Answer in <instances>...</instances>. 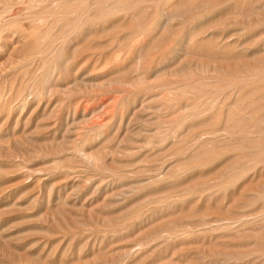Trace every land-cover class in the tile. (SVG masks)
Segmentation results:
<instances>
[{
	"label": "rangeland",
	"instance_id": "374dc122",
	"mask_svg": "<svg viewBox=\"0 0 264 264\" xmlns=\"http://www.w3.org/2000/svg\"><path fill=\"white\" fill-rule=\"evenodd\" d=\"M111 1H114V0H111ZM117 1H119V0H117ZM121 1H120V4L122 6L129 3V2H127L129 0H127V1L123 0L124 1L123 3ZM134 1H136V0H133L132 2H134ZM143 1L144 0H142V2ZM145 1L146 2H144V4H147L150 1H155V2H151L150 5L148 4L149 7L151 6L150 8L148 6H147V8H145L146 5L139 4V6L140 5L144 6L145 11L142 9L143 8L142 6H140V7L138 6L137 7L138 9L141 8L139 10L140 12L136 8L135 9L136 11L132 15H130L131 13L128 14L127 11L122 12V13L120 11L119 12L113 11V12L109 13L112 17L110 16V18H108V19H112V20L115 19V20H113V21L108 20L107 25L109 26V23L113 22L112 24L115 23L114 25H116L115 27H116V29L117 28L118 29L116 30L114 27L112 29V31L110 30L108 33H105L103 36L104 38L102 37V39H101L102 40L101 43H102V45H103V43H105L106 45L105 44L103 45L104 49H103L102 45H101L102 46L101 48H98L99 53L102 52L101 56L104 55L103 58L105 57L106 59H108V60H105V63H104V61L102 60V57H101V60L103 61L104 64H106V66L101 61V63L97 64L94 67L95 68L94 69L93 68L94 65H91L90 63H88V64L85 63L86 64L85 65L80 61V59L84 58V56L85 57H86V55L88 56V53H90V52L91 53H93V52L98 53L97 50L96 51L94 50L95 49V42L92 38L88 39L89 44H88V42H85L84 43L85 45H83L86 48H87V46H91V47H89L90 48L89 51H87L88 48L87 49L84 48V50L86 49L85 52L83 51V49L82 50L78 49V50H76V52H75V50L72 51L71 49L70 50L68 49V50H65L64 52H62V53H64V56L60 53V51H57V52H55L54 57L55 58L58 57V60H56L55 63L53 62L54 65H52V63H51V64H47L46 66H40L41 68L37 67L40 69H35L33 66H29L28 64H25V63L24 64L16 63L15 60L18 56L17 50H14V52H12L10 55L7 53L9 57H7V54L5 52L4 53L2 51L0 52V62H2V63H0V79H1L0 80V84H1L0 85V92L2 91V93H4V95H3L4 97L3 96L1 97V95H0V99H1L0 100V264H34L36 261H38L39 263L41 262V264H105V263L110 264V263H115L116 261H117V264L119 262H121V264H122L123 263L122 260H124V259H121V258H123V256H121V255L126 250V248H128L127 250L130 249L128 246H131V248L134 247L133 245L138 243L137 240L140 239L141 236H143V234L148 233L150 230L159 228L160 226L164 227V229H165V226L166 225L168 226V224L169 225L171 224L170 227L172 229L175 228L176 230H178L181 227L178 231H181V229H183V228L185 229V227H187V228L190 227V229L193 230V234H191V237L188 238L184 242V244H182L183 246L178 245V246H176V248L174 245H171L172 247L169 246L170 248L169 247H162V248H153V247L151 248L150 247L148 249V252L150 254L148 252L145 253L147 255L142 256L141 258H138V260H134V262L132 261L133 264H138V263L139 264L140 263H142V264H150V263L151 264H163V263L164 264H173V263L174 264H208V263L209 264H223V262H224V264H226V263H228L227 262L228 260L223 261L221 259L222 262H219L218 259L223 258V256H220V255H224V254H228V253L230 254V252H231V254L232 253L233 254H239L240 253L239 255H237V256H239V258H241L242 256L240 257V255H243V254H245V256H247V257H248V255H250L249 256L250 257L249 262H250V259L251 260L254 259L252 261V263H254L255 260H259V256L261 257V255H262L261 253L264 252V230H263L264 225H262L264 222L262 221V224H261V221L257 222V220H256V222L254 224H251L247 227L245 226V228L242 226H238L242 220L241 216L243 218V216L246 215V216H244V218H247V214L249 215V217H251V215L253 214V215H256V216H254V218H256V219H258V218L260 219L261 217L264 216V214H263L264 211H262V210H264V202L262 201V200H264V196L262 197V195L264 194V140H263L264 139V119H263L264 118V109L262 108V107H264L263 106L264 105V99H261L264 96L263 95L264 92H261V91H264V85H262V84H264L263 83L264 82V79H263L264 73H261V71L264 72V51H263L264 48L260 47L261 45H263L262 40H264V5H262L264 3V0H255L256 2L254 0H234L233 3H225L226 5L225 4L218 5L219 0H150V1L145 0ZM132 2L130 0V3H132ZM253 2H255V4L256 3L257 4L255 5ZM4 4H5L4 0H0V5L3 6ZM252 4L255 6H253ZM108 5H109V7H108ZM200 5H203L202 7L207 6L205 9V13L202 14L204 16L198 15V14H193L191 12L194 10V7L196 9ZM41 6L43 8H41ZM209 6H211V7H209ZM105 7L106 8L107 7L108 8H110V7L117 8L118 4L116 2L111 3V4L109 3ZM45 9H46L45 5L42 4V5H39L37 7L35 6L34 9L32 8L31 12L33 14V13H39V12L43 11V14H45V12H44ZM105 10L106 9H104V11ZM141 10H143V11H141ZM146 10H150V11H146ZM128 11H130V10H128ZM141 12L143 13L142 15H145V13L147 15H145L143 18L140 14ZM147 12L150 13V18L154 19V20L158 19L159 17H162L161 15H163L165 17H170L171 26L172 25H174V26L172 28L167 27L165 31L161 30V29L157 30L158 32L157 33L155 32L156 35L147 37V40L145 38L141 39L142 42L141 41L140 42L143 45H146L145 52H144V54L146 55V57H144V60H146V61H144L145 66H146V63L149 61L148 51H151V56H155V55H159L161 57L164 56L163 57V59L165 60L163 63L164 67L163 66H161V67L167 68L166 70H168V67L174 68L177 66V69L173 72L170 70L166 71L165 73H163L162 77L161 76L160 77L150 76L156 80H153V79L149 80L150 77L148 78L147 76H145L146 77V78L144 77L145 79L141 78V79H139L140 81L138 80V81L134 82V84H133L132 79H133L134 75L132 74L133 73L132 69H133L134 65L132 66V64L135 63L134 54H135L136 50H138V48L141 44V43L139 44L137 42V40H135L137 43L134 40H132V39H134V36H132L131 32H133L135 30V27H136L135 24H136L137 20H139V18L134 20V15L135 16L138 15L137 17H139V14H140L141 19H145V17L147 16L146 19L148 18V20H150L149 13H147ZM162 12L165 14H163ZM190 12H191V14H190ZM125 13H126V17L124 16ZM152 13H154V14H152ZM176 13H178V14H176ZM179 13H180V15H179ZM6 14L7 13L1 12L0 16L4 17V16H6ZM127 15H129V16H127ZM158 15H159V17H158ZM193 15L194 16L196 15L195 16L196 18ZM122 16H123V19H121ZM74 17L75 16H73L72 18H74ZM128 17H130V18H128ZM24 19H26V18H24ZM24 19H22L23 21H21V23L20 22H17V23L19 25L20 24L23 25L25 23L23 25V27L25 26V28H26L27 27L26 25H29L30 21L28 19L24 21ZM120 19H121V21H120ZM124 19H125V21H123ZM128 19H131V21ZM39 20H40V18H39ZM39 20L36 19L33 22L36 23L35 25H37L36 27H38V29L44 30V28H46V26L41 27ZM132 20H134V21H132ZM178 21L179 22L181 21L180 22L181 24H179ZM183 21H184V23H183ZM121 22H123V23H121ZM129 23H130V25L127 26V24H129ZM228 23H230V24H228ZM225 24L228 26L227 28H226ZM236 24H238L242 28H244L247 25V28L249 30L246 29V27H245L244 30L241 32L239 29H242V28L239 27V29H237L238 26L236 28ZM121 25L122 26L126 25V26H124L125 28L121 27L122 29H125V30L120 29ZM248 25L249 26L252 25V26H250V28H249ZM129 26H131V27H129ZM234 28H236V30ZM251 28H252V31H251ZM128 29H129L130 33H128L129 31L126 32V30H128ZM163 29H165V28H163ZM210 29L211 30L212 29H217V30L219 29V30L218 31L217 30L211 31ZM57 30L59 31V28H56V32H57ZM238 30L242 35L238 33ZM171 31H172V33H171ZM163 32H166V33H163ZM119 33H121V35ZM204 34H206V35H204ZM189 35L191 36V40H189V38H190ZM194 35H195V37H194ZM220 35L223 36L226 40V43H224V44L221 43V45L219 44L220 43L219 38H221ZM239 35L241 36V38L239 37ZM116 36H117V38H116ZM125 36L128 38H126ZM226 36H228V38L230 40L227 39ZM234 36H236V37H234ZM131 37H133V38H131ZM217 37H219L218 40H217ZM131 40L133 41V43ZM158 40H160V41L158 42ZM187 40H189L188 43H187ZM110 41H111V43H110ZM143 41L146 42L147 44L143 43ZM182 41L184 42L183 47L186 46L185 49L182 51L185 54L182 56L181 59L179 58L180 60L179 59L173 60L174 55L172 54V51L175 47H178V43L180 44V42H182ZM236 41H237V43H236ZM116 42H118V43H116ZM240 42L242 45L247 44V45H245V47L247 46L248 49L246 48L245 50H241L239 47H237ZM258 42H259V44H258ZM135 43H136V45H135ZM196 43H197V45H196ZM234 43H236V47H234L235 46ZM126 44H127V46H126ZM137 44L139 46H137ZM107 45H108V47H107ZM148 45H149L150 49H153V47H154L153 51L148 48ZM252 45H253V47H252ZM83 46H82V48H83ZM218 46H219V48H218ZM225 46H227L229 50L225 49V48H227ZM257 46L260 49H258ZM92 48H94V49H92ZM122 49H124V50H122ZM92 50H93V52H92ZM77 51H79V52H77ZM152 52H154V53H152ZM91 53L89 55H91ZM105 54H106V56H105ZM109 54H111V55H109ZM126 54L128 57L126 56ZM11 55H13V56H11ZM107 55H108V58H107ZM3 56H4V58L5 57L6 58L4 59ZM65 56L67 58L73 57V59L70 58L71 61L69 60V63L68 62L66 63V62H64V61H66L64 59ZM109 56L112 60L111 59L109 60ZM221 57H223V58H221ZM12 58H14V61ZM11 61H12V64H11ZM109 61H111V62H109ZM118 61H120V62H118ZM258 61H259V63H258ZM179 62H181V63L179 64ZM111 63H113V65ZM13 64L15 65V67ZM69 64L71 67L69 66ZM184 64H186L187 66ZM188 64H189V66L191 65V67H189ZM26 65H28L29 67ZM165 65L167 67H165ZM261 65H263V66H261ZM52 66H53V68H52ZM97 66H99V67H97ZM183 66H186V71H184V72L179 71L178 68L183 67ZM202 67H205V69H203ZM208 67H210V68H208ZM212 67H216V68L218 67L222 72H224V71L228 72L231 77H232L231 74H233V77L231 79H233L234 76L236 77L239 74V73L237 74V72H245L244 69H246V68H248V69H246L247 71L248 70L250 71V69H251V71L253 72L254 68H256L255 72H257L258 70L259 71L261 70V71L260 72L258 71L259 72L258 75H256L253 78H250V80H248V79H247L248 81L243 80L242 85L239 84V81L241 83L242 79H237L236 82L239 85L235 83L236 85L232 84L231 86H229L230 88H228V85L224 84V83H227V81H228V78H226L227 75L224 74L225 79H224L223 74H219L218 76L214 75L215 72L213 71ZM235 67H236V69H235ZM6 68H7V70H6ZM45 68H47V69H45ZM36 70H38L37 71L38 73L36 72ZM209 70H211V71H209ZM50 71H51V73H50ZM176 71H177V73H176ZM200 71H203V72H200ZM34 72H36V73L34 74ZM233 72H236V75H234L235 73H233ZM172 73H174V74H172ZM58 74H60V75H58ZM82 74H83V76H81ZM86 75H87V77H89L91 75L92 76H95V75L98 76L97 80H96L98 82V83L96 82L98 87L96 86L94 89L88 87L89 89L86 88V89H82V90L72 88V90H70V91L69 90H67V91H60V90L58 91L57 90V92L55 90H53V92L49 93L52 97H50V95L45 90L49 84V81L51 80V77L53 78L51 80V82H54L55 85H56V83H57V85H61V84L66 83L67 80H72L75 77L76 78L77 77L83 78L84 76L86 77ZM129 75H131V76H129ZM260 75H261V77H259ZM185 76L187 78H185ZM36 77H38V78H36ZM44 77H46V78H44ZM48 77H49V81L45 82V81H47L46 79H48ZM202 77L205 78L206 80L205 79L203 80ZM215 77H216V79H215ZM194 78H199V79L202 78L200 82L204 81V83H207V81H209L208 83H210V86L207 85V87H208V89L209 88L210 89L208 90L207 88H205L206 91L204 89V92L201 94V96L203 95L202 97L199 94V96L202 99L200 97H199L200 98L199 99L198 95H196V98H194V100L197 98L199 100L194 102V100L192 99L195 104H192L193 103L192 100L191 99L189 100L188 97H183L181 105L182 104L185 105L186 103L184 104V102H187V104L188 103L190 104V102H192L191 104L193 106L191 104L188 105L189 110L187 108H186L187 110L185 108H183V109L181 108V110H182L181 116H186L189 113L192 114V111L195 114L199 108V106L198 107L196 106V109H194L197 102H199L198 105L199 104L202 105V106L200 105V108L203 107V104L205 103V105H206V102L209 100L208 95L211 94L210 99L212 97H214V98H220L221 97L219 99V101H222V99L224 98L223 95L225 94L224 99H225L226 103L228 102L227 99L232 100V102H228L227 104L236 105V103H237L236 107L239 106V108L240 107L242 109L247 108V110H248L247 111L245 109V112H247V113H244V111L242 112L244 115L239 113L240 112L239 109H238V112H236L237 108L235 109V111H233L231 113L229 123H231L230 125H232V126L234 125L233 127H230L231 129L233 128L232 131H234V132H232L229 129V131L231 133H229V131H228L227 135L223 133L222 127L225 126L224 120H225L226 116L221 115L219 118H217L218 116L215 113L217 112V109L219 110L220 108L216 106V108H215L216 111L210 112V113H208V115L207 114L206 115L205 114L200 115V117L202 119H200V117L196 115L197 117L193 118V121H192L193 123L191 122V119L189 121L187 120L188 122L186 121V123H185L186 125H184V128H183V130L184 129L185 130L182 131V135H181L180 139L182 138L183 133L185 135L183 137V139L184 138L188 139V138L193 137L192 138L193 140L190 139V141H189V139L188 140L186 139L187 142H189V145L192 144L193 146L190 147L189 145H187L188 143L186 144V142H185L186 146H184L185 140L180 141L178 147L180 148L182 146V144L180 145L181 142L183 143V147H181L182 149H180L179 155L176 158L175 157L173 158L171 153H174V151L172 149L177 150L178 147H177V145H176V148H175V146L171 147V145H173V144H170L167 147H163V149L165 148V151L163 149H161L162 146H165V144L162 146L159 144H155L156 148L152 147L151 148L152 150H150L151 152L148 151L150 153L149 155L147 154L148 153L147 151L143 152V154L145 155L144 156L142 153L133 152L131 154V152H130V155H129V154L121 153V152L120 153L116 152L117 150L113 149L114 148L113 135L111 137H109L108 140L104 139L105 142L103 139L101 140L103 142H101L99 139H96V138L93 140L91 138L85 139L88 136V135L85 136L87 133V132L85 133V131H86L85 129H88L87 128V127H89L88 125L89 124L91 125L95 121H102L104 119L101 114L98 115V113H96V112L92 113V111H91L92 108L98 107L104 98H108V96H109L114 100L117 96L118 99L116 98L117 99L116 103H118V104H116L115 114H118L120 112L118 114V116H122V115L126 116L127 112H128L127 111L128 108L131 107L130 103L133 101V98L134 99L136 98L135 97L136 93L134 94V92H133L135 90V88L138 89V86H136V85L145 84V86L151 85V87H152L155 84H159L157 82H160V80H161V82L163 80H165V83H166L165 87L166 88H162L163 91L159 97V100L158 101L157 100L152 101L151 105L153 106V104H155L154 106H157V105H161V103H162V107L164 106L165 108L162 109V110H164V112H162V110H161V112L159 114L160 122H162V123L164 122V124L169 122V127L167 124L166 125L162 124L161 129H167L163 126L170 128L171 122L174 121L173 118H176L177 114H176V110H174L171 106L168 107L169 104H172L170 101H168V99L170 100V98H172V97L169 98V96H172L171 94H173V93L169 92L171 94L169 96H167V94H169V93H166V91L167 90L170 91L171 88L175 89L176 88L175 86L178 87L179 81L181 82V84H182V82H184L183 83V85H184V84H186V80H187V82H189L190 79H191V81H194ZM209 78H210V80H207ZM34 79H36V80H34ZM43 79H44V81H43ZM58 79H60L61 82ZM226 79H227V81H226ZM229 79H230V77H229ZM262 79H263V81H261ZM144 80H146L147 82ZM253 80L254 81L257 80L256 83L254 82L255 84L253 82H251V83L249 82V81H253ZM151 81H153V82H151ZM168 81H169V84H168ZM213 81L215 83L219 82V84H220L219 88L220 87L221 88L227 87V89L226 88L223 90L221 88H220V90L215 89L217 87L214 86L215 87L214 88L212 86V84L214 83ZM223 81H224V83H223ZM258 81H260L262 83H259ZM121 82L123 85L121 84ZM145 82L147 83V85ZM136 83H138V84H136ZM162 83H164V81ZM215 83L213 85H215ZM46 84H47V86H45ZM221 84H223V85H221ZM140 85H139V87L141 88L142 86H140ZM173 85H174V88H173ZM246 85L247 86L249 85V86L247 87ZM250 85H252V86H250ZM36 86H38V87L36 88ZM180 86H182V85H180V83H179V87ZM232 86L235 88V89L233 88L234 90L232 89ZM239 86L240 87L245 86L247 89L244 87L245 90H243L244 88L243 87L240 88ZM21 87H22V89L33 88V89H36V91L39 89L38 90L39 92L41 91L42 93L43 92H46V93L44 96L37 97L35 99L30 98L32 100H29L30 103L29 102L27 103V106H26L27 108H24L27 110L23 109L24 112L22 111V108L21 109H15L14 111H12L10 108L11 103H16L15 101L17 100L16 99L17 97H15V95L13 96V94H15L17 91H19L21 89ZM42 87H44V88H42ZM253 88H256L257 89L256 93H259V94L256 95V93H255L254 95H251V97H249L250 96L249 95L248 96L249 100H246V101L244 100L245 101L244 104H243V102H244L243 101L241 104L238 105V101H237L238 97L236 95L238 93V91H240L242 89V93H240V94H243L242 96H244V94H245V96H247V93H249ZM248 89L249 90L251 89V90L249 91ZM115 90H117V91H115ZM123 90H124V93H123ZM127 91L130 94H127ZM214 91H216L218 94L221 91L222 92L224 91L225 93L224 94L221 93L222 96H221V94L216 96V93L215 94L213 93ZM150 92L155 93L154 90H151ZM206 92H208V93L210 92V93L209 94L207 93L208 94L207 95ZM165 93H166V95H165ZM46 94H48V96ZM232 94H233V96H230ZM86 95L89 97L90 101L91 100L92 101L89 102L90 104L88 103L85 106L87 108V113L85 114L87 117L85 116L86 118L84 117V119H83L80 113H82L85 110V107L84 108L82 107V110H78L77 112L74 111V108L76 105V101L81 99V97L83 99H86L87 98ZM128 95L131 97H129ZM164 96L168 97V99L164 98ZM204 96H206V98H204ZM234 96L237 97V98H235L236 100L234 99ZM252 96L254 98H252ZM258 96L259 97L262 96V97L259 99ZM128 97H129V101H130L128 103L129 105L127 103L126 104L122 103V100H125ZM98 98H100V99H98ZM130 98H132V99H130ZM184 98H186L187 100L186 99L184 100ZM99 100H101V101H99ZM119 102L121 103V105L119 104ZM158 102H161V103H158ZM257 102H259V103H257ZM68 103H70V104H68ZM73 104H74V106H73ZM220 104L221 103H218V106ZM45 105L48 107H46ZM52 105H54L53 108L55 110H52V108L51 109L49 108ZM59 105H60V107H59ZM43 106H45L47 109H45V107H43ZM69 106H71V110H67ZM260 106H261L262 110H261ZM170 107H171V110H169ZM166 108L167 109L169 108L168 112H167ZM201 109L199 111H201ZM43 110H45V111H43ZM173 110H174V113H172ZM250 110H251V112H249ZM20 111H21V113H20ZM52 111H54V112H52ZM199 111L197 113H199ZM48 112H50V114ZM68 112H69V114H68ZM71 112L72 113L74 112V113L72 114ZM63 114L65 116H63ZM66 114H68L69 120L72 119L73 116H75V118H77V123L79 122V124H77L76 127H77V131L79 128V132H78L79 134H76V135H78L77 137H79V138L82 137L83 139H85L84 143L86 144V147L88 148V150L94 152V149H95L94 153H95V155H98L97 157L99 158V160L97 161V164L95 163L96 165L95 164L84 165V163L80 162L81 161L80 158L75 157V156H70L71 154L68 155L66 153L65 154H63V153L59 154L60 153L59 148L58 149L51 148L48 145H47L48 148L46 149L47 151L45 150L46 154H45V152H44V154H42V152L39 151L38 148H40V146H42L43 148L46 147L45 145H43V143L40 141L39 138H42L43 135L44 136L49 135L50 133L55 131V129H57L56 130L57 133H60V132H58V130H60L58 128H61V126H59L58 124H61V123L63 124L64 119H66L65 117L67 116ZM235 114L236 115L241 114V115L236 116ZM245 114H247V115H245ZM56 115H57V117H56ZM244 116H246V117L244 118ZM252 116H254V117H252ZM63 117H64V119H63ZM204 117H206V118L203 119ZM215 117H216V119H214ZM231 117L234 119H232ZM238 117H240L241 120ZM251 117H252V119H251ZM209 118L211 119L210 123H208ZM58 119H61V120H58ZM246 119H248V120H246ZM81 120H83V121H81ZM213 120H214V122H213ZM201 123H203V124H201ZM204 123H208L209 126L208 125L206 126V124L204 125ZM244 123L245 124L247 123L246 125L248 126V128L252 129L254 131H248L247 134H246V132H243L244 130L245 131L249 130V129L246 130L247 126H245ZM252 123H254V124L252 125ZM48 124L50 125V127ZM215 124L218 125V127ZM243 124L246 128L245 127L242 128ZM57 125H58V127H57ZM249 125L250 126L252 125L253 127L252 126L250 127ZM186 126L188 127V129H192V130L187 132ZM237 126H239V129ZM210 127H212V129H214V130H209ZM228 128H229V125H228ZM241 128L244 130L243 131L241 130L239 132V130ZM236 129H238V131ZM255 129L258 131L256 132ZM207 130L212 131V132H215L218 130L217 132H219V133L221 130L222 131L221 133L224 135H223V137H221L220 135H222V134H219V133L217 134V132H215L216 136L213 137V135H214L213 133H209L210 136H209V134L206 133L204 136L207 138V140L209 139L208 142H206L207 145L205 143L204 144L200 143V144H197V146H196L195 141H196V138L198 137V135L201 134L202 131H203V133H205L204 131L207 132ZM199 131L201 133H199ZM186 132H187V135L185 134ZM249 132H250V134H249ZM196 133H199V134L197 135ZM194 136H196V137H194ZM262 136H263V138H262ZM224 137L225 138L228 137L229 139L226 141L224 139ZM245 137H246V139H245ZM29 138L31 140V141H29L30 143L27 142L28 143L27 144L26 142L25 143L22 142V141H26V140L28 141ZM31 138H34V139L36 138L35 139L36 141L31 139ZM223 139L227 143L224 142ZM244 140L246 141V143H244L245 142ZM216 141H218V142H216ZM190 142H191V144H190ZM39 143L41 145H39ZM103 145H105V146L103 147ZM198 145L201 147H204L203 145H206L207 148L204 147V149L203 148L201 149L200 147H198ZM208 145H210V147H208ZM227 145H228V147H227ZM106 146L109 147V148L107 147L108 150L105 149ZM186 147H188V148H186ZM179 148H178V151H179ZM103 149H105V150H103ZM183 149H184V151L182 152ZM195 149H197V150L195 151ZM161 150H162V154H161ZM202 151L204 154H201ZM36 152H37V154H35ZM102 152L104 154H102ZM117 153H118V155H117ZM205 153H206V155H205ZM216 153L217 154L220 153L221 157L218 154L219 158L217 159L216 157L218 155ZM193 154L195 155V157L192 156ZM213 154H214L213 157L216 160L214 158H212V159L215 160V162L213 160H211V157H212L211 155H213ZM202 155H205V156H202ZM118 157H120V158H118ZM142 157H143V159H142ZM166 157H168V158H166ZM192 157L194 159H192ZM200 157H201V159H200ZM148 158H149V161L147 160ZM196 158H197V160L199 159L201 161L196 160V162H195ZM204 158L205 159L207 158L208 160L207 159L205 160ZM209 158H210V160H209ZM190 159H191V162H188V161H190ZM220 159H222V160H220ZM256 159H258V160H256ZM259 160H261V162ZM109 161L111 163H109ZM139 161H141V162H139ZM179 161H180V164L176 163ZM186 162H188V163H186ZM203 162H204V164H203ZM197 163L200 167L197 166ZM205 163H207V164H205ZM132 164L135 166H133ZM200 164H203V165H200ZM164 165L165 166L166 165L172 166L169 170L171 176L175 175L174 173H178L179 177L181 178L180 180L175 182V184L173 183V185L170 187V190L172 188H173L172 191L174 190L172 193L173 194H178V193L182 194L183 193L185 195L186 194L188 195V196H184L182 194L184 197H189V200H187L185 202V204L182 206V208L169 211V213H167V212L157 213L153 217V219L151 220L152 222L147 223L148 225L144 224V226L141 227V229L139 228L140 231L139 230L135 231L132 226H129V227H128V225L124 226L123 223H120L117 221L111 222L112 224L109 223L108 220H110V218H111V220H114V218L117 219L118 215L122 214L124 212L123 210L125 208L124 209L122 208V210L121 209L118 210L119 207H117L116 205H114V206L111 205V207H109V208L106 207L105 204L109 200V198L103 194L102 195L101 194L100 195L95 194L92 190L95 187V185L102 186V185L106 184V182L110 181L111 179H119L121 177H124L125 180H133L134 181V179L135 180L143 179V178L149 176L150 173L151 174L157 173L159 175H161V174L163 175V173H161L160 171L162 170V167ZM190 165H191V168H190ZM193 165L194 166L196 165L198 168H196V166L194 167ZM101 166H102V168H101ZM185 166H187L188 168L186 167V169L183 170ZM18 167L21 171L18 169ZM71 167L73 168V170L77 171V177L78 178L75 179V181H74L76 183L78 191H80V192H78L79 195L76 194L77 196L71 195V192H70L71 190L69 188H70V185L72 184L73 180H71V179L69 180L70 177L67 176L66 173H64L65 172L64 169L71 168ZM192 167L194 168V170H192L193 169ZM246 167H249V168H246ZM28 168H30V169L28 170ZM181 168H183V169H181ZM189 168H190V170H189ZM55 169H56V171H55ZM136 169H138V170H136ZM246 169H248V171ZM191 170H192V172H191ZM32 171H33V173H32ZM171 171H172V173H171ZM177 171H179L181 174ZM183 171L184 172L186 171L185 176H184V174L182 176V173H184ZM125 173H127V174H125ZM131 173H133V174H131ZM235 173L240 174V175H237L238 176L237 177L235 175ZM79 174H81V175H79ZM232 175H235L236 178H232V177H234ZM243 176H245L246 178H244ZM28 177H29V179H28ZM45 177H47V178H45ZM103 179H106V180H103ZM238 179H240V180H238ZM68 183L69 184L71 183V184L69 185ZM220 183H225L224 185H226V186H224V187L225 188L227 187V188L223 189L224 187ZM227 183L229 186L227 185ZM231 184H233V185L231 186ZM180 185L183 186V187L181 186L182 189L179 188ZM184 186H185V188H187L186 192H185ZM211 186H212V188H211ZM176 187H177V189H175ZM48 188L50 189L51 192L49 191ZM194 188L198 189L199 191L198 190L194 191L195 190ZM154 189H156L154 191H157L158 187H155ZM192 189H193V193L191 191ZM219 189L220 190L223 189L224 191H220ZM201 190H202V192H204V191L206 192L203 194V195H205V197L200 193ZM225 190H227V191H225ZM64 191H66V192H64ZM175 191H176V193H175ZM213 191H214V193H213ZM67 192H68V194H65ZM194 192L197 193V195ZM208 192H209V194H208ZM198 193H199V195H202V196H199ZM223 193H224V195H223ZM192 194L193 195L195 194L194 196H196V197H194ZM59 195L62 197L67 196L66 198H68L69 202L71 201L70 204L72 205L71 207L69 205V208L67 210L68 213L65 212V213H63L62 216H59V214H58L59 213L58 210H60V204H62V201L61 200L59 201V199L56 198V197H59ZM211 195H213V197ZM49 196H50V198H49ZM198 200H200V201H198ZM50 201H52V203H49ZM196 201H197V203H196ZM103 202H105V203H103ZM58 203H60V204L57 205ZM245 204H247V205H245ZM241 205H243V206H241ZM151 206H155V203H153V205H151ZM120 212H122V213H120ZM115 213H117V214H115ZM118 213H120V214H118ZM258 213H260V214L258 215ZM262 214H263V216H262ZM236 215L237 216L239 215V216L237 217ZM253 215L251 218H253ZM90 216L93 217L92 219H95V217H97L100 219V221L97 223H93L91 221L92 219H90ZM86 217H88L91 222ZM61 218H63V219H61ZM66 218L71 220L70 223H65V224L62 223L63 220H65ZM80 218H82V219H80ZM154 218H156V219H154ZM86 219L89 222H87ZM105 219H108L107 223H105L106 222ZM219 219H223V220L225 219V221H228L230 219L229 221L233 220L232 222H234V220H235V225L238 226L239 228L238 227H235V228L233 227L232 229L229 228V230L227 229L228 231L223 229L221 232V234H222L221 236H223L225 234L224 236H226V238H224V236H223V239H222V237L220 235H218V234H220L218 230H217V232L214 231V233H213V231H212V233H211V228H212L211 226L213 225V223L216 220H219ZM202 221H204V223ZM238 221H239V223H238ZM176 222H178V223L176 224ZM104 223H105V225H103ZM174 223L176 224L175 227L172 226V224L174 225ZM261 225H262V228L260 227ZM240 227L242 229H240ZM246 228H248V229H246ZM237 229H240L241 231L239 230V232H243V234L240 233L239 235L238 234L236 235V232L238 231ZM243 229H245L244 231H246V232H244ZM208 230H210V232ZM232 230H233L232 235H230L231 234L230 232ZM234 230H236V231L234 232ZM126 231H127V233H126ZM164 231L165 230H163V232ZM254 231H255V233H254ZM239 232H237V233H239ZM124 233H125V235H124ZM208 233L211 235H209ZM168 234H170V233H167V231H166L165 233H163V236L168 235ZM228 234L231 236V238L229 237ZM212 235H214V236H212ZM240 235L241 236L243 235L245 238H243V236L241 237ZM208 236H210L211 238ZM259 236L262 238H260ZM215 238H216V240H215ZM157 239H158V237H157ZM218 239L219 240L221 239V240L219 241ZM226 239H227V241H226ZM209 241H211V243L213 245ZM105 242H107V243H105ZM113 242H115V243H113ZM220 242H222V243H220ZM257 244H258V246H257ZM259 244H261V247ZM188 245H190V246L186 247ZM177 247H179L180 250ZM152 249H153V251H152ZM161 249H163V250H161ZM164 249H165V251H164ZM219 250L220 251L224 250V251H222V253H224V252L225 253L222 254ZM212 251H214V252H212ZM256 251H258V252H256ZM194 252H195V254H194ZM202 253H203V256H202ZM247 253H248V255H246ZM204 254L208 255V257H206ZM254 254H256V255H254ZM165 255H167V256H165ZM263 255H264V253H263ZM233 256H235V255H233ZM233 256L231 255V257H233ZM245 256L243 255L241 260H244V258H246ZM119 257H121V258H119ZM197 257H198V259H197ZM217 257H218V259H217ZM263 257H261L260 260H262ZM169 258H170V260H169ZM215 259H217V260H215ZM237 259H236V261H237L236 264H252V263L248 262V258H246L245 261H241V260L238 261ZM114 260H116V261H114ZM246 260H247V262H246ZM177 261H179V262H177ZM229 261H230V264L231 263L235 264V263H233V261L235 262L234 259L229 260ZM38 262H36V264H39ZM132 262L131 263L129 262V263L132 264Z\"/></svg>",
	"mask_w": 264,
	"mask_h": 264
},
{
	"label": "bare ground",
	"instance_id": "6f19581e",
	"mask_svg": "<svg viewBox=\"0 0 264 264\" xmlns=\"http://www.w3.org/2000/svg\"><path fill=\"white\" fill-rule=\"evenodd\" d=\"M120 1L121 0H119V1H111V0H4V2H5V4L3 5V6H1L0 7V13L1 12H4V13H7L6 14V16H4V17H2V16H0V52L2 51L3 53L5 52L6 54L8 53L9 55L12 53V52H14V50H17V54H18V56H17V58H16V63H21V64H28L29 66H33L35 69H40L41 67L40 66H46L47 64H51L52 63V65H54L53 64V62L55 63V61L56 60H58V57L57 58H55L54 57V54H55V52H57V51H60V53L64 56V53H62V52H64L65 50H75V52H76V50H78V49H80V50H82L83 49V51L85 52V50L87 49V51H89V47H91V46H87V48L85 47V46H83V45H85L84 43L85 42H88V39H90V38H92L93 40H94V42H95V49L94 48H92V49H94L95 51L97 50L98 51V48H101L105 43H103V45H102V43H101V39H102V37L104 36V34L105 33H108L110 30L112 31V29L116 26V25H114V24H112L113 22H111V23H109V26L107 25L108 23V20H110V21H113V20H115V19H108V18H110V14L109 13H111V12H113V11H116V12H126L127 11V13L129 14V13H131L130 15H132L136 10V8L139 6V4H144V2H146L145 0L142 2V0H136V1H134V2H132L133 0H131V2L132 3H130V0L129 1H127V2H129V3H127V4H125L124 6H122L121 4H120ZM140 3H139V2ZM148 1H150V0H148ZM233 1L234 0H219V4L218 5H221V4H225V3H233ZM255 1V0H254ZM117 3L118 4V7L117 8H115V7H110V8H108L109 7V5H108V9L105 7L107 4H111V3ZM122 3L124 2L123 0L121 1ZM151 2H155V1H150L149 3H147V4H144V5H146L145 6V8H147V6L149 7V5H150V3ZM256 2V1H255ZM255 2H253L254 4H255ZM158 3V2H157ZM263 3V2H262ZM45 5V8L47 9H45V14H43V11H41V12H39V13H33L32 14V12H31V9L33 8L34 9V7L36 6H39V5ZM149 4V5H148ZM257 4V3H256ZM255 4V5H256ZM226 5V4H225ZM228 5V4H227ZM253 5V4H252ZM255 5H253V6H255ZM262 5H264V3L262 4ZM112 6V5H111ZM140 6H142V5H140ZM139 6V7H140ZM203 5H200L198 8H196L195 9V7H194V10L193 11H191L193 14H198V15H202V14H204L205 13V9H206V7L207 6H205V7H202ZM258 6V5H257ZM143 8V10L145 9L144 8V6H142ZM151 7V6H150ZM149 7V8H150ZM209 7H211V6H209ZM216 7V6H215ZM41 8H43L42 6H41ZM189 8V7H188ZM259 8V7H258ZM104 9H106L105 11H104ZM141 8H137V10L139 11ZM153 9V8H152ZM187 9V8H186ZM220 9V8H219ZM44 10V9H43ZM128 10H130V11H128ZM143 10H141V11H143ZM259 10V9H258ZM145 11V10H144ZM146 11H150V10H146ZM160 11V10H159ZM162 11V10H161ZM93 12V13H92ZM140 12V11H139ZM153 12V11H152ZM158 12V11H157ZM191 12H190V14H191ZM212 12V11H211ZM120 13V14H121ZM137 13V12H136ZM135 13V14H136ZM147 13H149V12H147ZM163 13V12H162ZM181 13V12H180ZM180 13H179V15H180ZM209 13V12H208ZM109 14V15H108ZM138 14V13H137ZM141 14V16L144 18V16L145 15H147L146 13H145V15H142L143 13L141 12L140 13ZM140 14H139V17H137L138 15H134V20L135 19H137V18H139V20H137V22H136V24H135V30L133 31V32H131V34H132V36H134V39H132V40H137V42L140 44L141 42H142V40L141 39H143V38H145L146 40H147V37H150V36H155L156 35V33L158 32L157 30H159V29H161V30H166V28L167 27H173L174 25H172L171 26V20H170V17H165V16H163V15H161L162 17H159V15H158V19H151L150 18V13H149V18H150V20H148V18L146 19V17H145V19H141V17H140ZM152 14H154V13H152ZM158 14V13H157ZM163 14H165V13H163ZM176 14H178V13H176ZM187 14V13H186ZM114 15V14H113ZM178 15V16H179ZM189 15V14H188ZM73 16H75L74 18H72ZM125 17H126V13H125V15H124ZM127 16H129V15H127ZM182 16V15H181ZM194 16V15H193ZM196 16V15H195ZM194 16V17H195ZM202 16H204V15H202ZM112 17V16H111ZM115 17V16H114ZM113 17V18H114ZM120 17V16H119ZM131 17V16H130ZM130 17H128V18H130ZM133 17V16H132ZM189 17V16H188ZM24 18H26V19H24ZM39 18H40V20H39ZM196 18V17H195ZM201 18V17H200ZM22 19H24V21L25 20H29L30 21V24L29 25H26L27 27L25 28V26L23 27V25L25 24H18L17 22H20L21 23V21H23ZM39 20L40 21V26L42 27V26H46V28H44V30L42 29H38V27H36L37 25H35L36 23H34L33 21L34 20ZM121 19H123V16H122V18ZM121 19H120V21H121ZM126 19V18H125ZM125 19L123 20V21H125ZM132 19V18H131ZM131 19H128V20H130L131 21ZM127 20V19H126ZM134 20H132V21H134ZM119 21V22H120ZM129 21V22H130ZM193 21V20H192ZM195 21V20H194ZM33 22V23H32ZM177 22V21H176ZM179 22V21H178ZM181 22V21H180ZM179 22V24H181ZM232 22V21H231ZM251 22V21H250ZM253 22V21H252ZM121 23H123V22H121ZM127 23V22H126ZM125 23V24H126ZM131 23V22H130ZM130 23L129 24H127V26L128 25H130ZM183 23H184V21H183ZM227 23V22H226ZM244 23V22H243ZM18 26H17V25ZM28 24V23H27ZM228 24H230V23H228ZM254 24V23H253ZM178 25V24H177ZM226 25V24H225ZM62 26V27H61ZM119 26V25H118ZM124 26H126V25H124ZM124 26H120V29H122L121 27H124ZM182 26V25H181ZM237 26H238V28H237ZM249 26V25H248ZM250 26H252V25H250ZM250 26H249V28H250ZM129 27H131V26H129ZM128 27V28H129ZM200 27V26H199ZM221 27V26H220ZM228 26L226 25V28H227ZM239 25L238 24H236V28L237 29H239ZM244 27V26H243ZM246 27V29H248L247 28V25L245 26ZM244 27V28H245ZM56 28H59V31L57 30V32H56ZM125 28V27H124ZM163 28H165V29H163ZM181 28V27H180ZM193 28V27H192ZM225 28V27H224ZM236 28H234L235 30H236ZM240 28H242V27H240ZM244 28H242V29H239L241 32L244 30ZM254 28V27H253ZM115 29H116V27H115ZM114 29V30H115ZM118 29V28H117ZM116 29V30H117ZM122 30H125V29H122ZM133 30V29H132ZM196 30V29H195ZM211 30V29H210ZM212 30H217V29H212ZM211 30V31H212ZM219 30V29H218ZM217 30V31H218ZM222 30V29H221ZM239 30H238V33L239 34H241L240 32H239ZM249 30V29H248ZM121 31V30H120ZM127 31H129V29L128 30H126V32ZM251 31H252V28H251ZM54 32V33H53ZM122 32V31H121ZM156 32V33H155ZM162 32V31H161ZM168 32V31H167ZM128 33H130V31L128 32ZM163 33H166V32H163ZM171 33H172V31H171ZM120 35H121V33H119ZM161 34V33H160ZM159 34V35H160ZM176 34V33H175ZM111 35V34H110ZM123 35V34H122ZM172 35V34H171ZM193 35V34H192ZM204 35H206V34H204ZM214 35V34H213ZM212 35V36H213ZM223 35V34H222ZM242 35V34H241ZM128 36V35H127ZM190 36V35H189ZM210 36V35H209ZM208 36V37H209ZM218 36V35H217ZM221 36V35H220ZM115 37V36H114ZM119 37V36H118ZM126 37V36H125ZM159 37V36H158ZM185 37V36H184ZM187 37V36H186ZM193 37V36H192ZM194 37H195V35H194ZM216 37V36H215ZM223 36H221V38H219V37H217V40H218V38H219V44L221 45V43L222 44H224V43H226V40H225V38L223 37ZM227 37V39H229L228 38V36H226ZM234 37H236V36H234ZM239 37L241 38V36L239 35ZM104 38V37H103ZM112 38V37H111ZM116 38H117V36H116ZM126 38H128V37H126ZM131 38H133V37H131ZM130 38V39H131ZM170 38V37H169ZM211 38V37H210ZM125 39V38H124ZM163 39V38H162ZM188 39V38H187ZM193 39V38H192ZM195 39V38H194ZM111 40V39H110ZM131 40V41H132ZM189 40H191V36H190V38H189ZM189 40H187V43H188V41ZM230 40V39H229ZM228 40V41H229ZM234 40V39H233ZM237 40V39H236ZM90 41V40H89ZM92 41V40H91ZM108 41V40H107ZM121 41V40H120ZM130 41V42H131ZM141 41V42H140ZM160 40H158V42H159ZM179 41V40H178ZM186 41V40H185ZM263 41V45H261L260 47L261 48H264V40H262ZM114 42V41H113ZM123 42V41H122ZM121 42V43H122ZM136 42V41H135ZM136 42V43H137ZM154 42V41H153ZM191 42V41H190ZM195 42V41H194ZM110 43H111V41H110ZM109 43V44H110ZM116 43H118V42H116ZM132 43H133V41H132ZM136 43H135V45H136ZM143 43H146V42H144L143 41ZM193 43V42H192ZM236 43H237V41H236ZM236 43H234L235 44V46L234 47H236ZM244 43V42H243ZM88 44H89V42H88ZM142 44V43H141ZM140 44V46L137 44V46H139V48H138V50H136V52H135V54H134V56H135V63L134 64H132V66H133V79H132V83L134 84V82H136V81H138L139 79H141V78H144L145 76H147L148 78L150 77V76H153V77H162V75H163V73H165L166 71H168V70H170V71H175L176 69H177V66L176 67H174V68H169L168 67V70H166L167 68H163L164 66H163V63H164V59H163V57L164 56H159V55H155V56H151V51H148V57H149V61L146 63V66H145V64H144V61H146V60H144V57H146V55L144 54V52H145V48H146V45H141ZM147 44V43H146ZM230 44V43H229ZM228 44V45H229ZM250 44V43H249ZM258 44H259V42H258ZM262 44V43H261ZM102 45V46H101ZM106 45V44H105ZM120 45V44H119ZM118 45V46H119ZM125 45V44H124ZM123 45V46H124ZM132 45V44H131ZM150 45V44H149ZM149 45H148V48L150 49V47H149ZM183 45H184V42L182 41V42H180V44L178 43V47H175L174 49H173V51H172V54L174 55H172L173 56V60H177V59H181L182 58V56L185 54V53H183L182 51L185 49V47L186 46H184L183 47ZM186 45V44H185ZM195 45V44H194ZM196 45H197V43H196ZM232 45V44H231ZM245 45H247V44H245ZM245 45H242L241 44V42L239 43V45L237 46V47H239L241 50H245L246 48H247V46L245 47ZM82 46H83V48H82ZM111 46V45H110ZM109 46V47H110ZM116 46V45H115ZM126 46H127V44H126ZM157 46V45H156ZM200 46V45H199ZM107 47H108V45H107ZM120 47V46H119ZM198 47V46H197ZM225 47H227V46H225ZM251 47V46H250ZM252 47H253V45H252ZM84 48H86L85 50H84ZM112 48V47H111ZM118 48V47H117ZM156 48V47H155ZM218 48H219V46H218ZM257 48H258V46H257ZM103 49H104V46H103ZM102 49V50H103ZM126 49V48H125ZM131 49V48H130ZM134 49V48H133ZM148 49V50H149ZM153 49H154V47H153ZM153 49H150V50H152L153 51ZM197 49V48H196ZM210 49V48H209ZM225 49H228V47L227 48H225ZM237 49V48H236ZM248 49V48H247ZM254 49V48H253ZM258 49H260V48H258ZM122 50H124V49H122ZM121 50V51H122ZM229 50V49H228ZM239 50V49H238ZM240 50V51H241ZM71 51V52H72ZM82 51V52H83ZM104 51V50H103ZM157 51V50H156ZM192 51V50H191ZM264 51V50H263ZM77 52H79V51H77ZM92 52H93V50H92ZM116 52V51H115ZM232 52V51H231ZM243 52V51H242ZM249 52V51H248ZM252 52V51H251ZM66 53V52H65ZM91 53V52H90ZM90 53H88V56L86 55V57L84 56V58H82V59H80V61L83 63V64H88V63H90L91 65H94L93 66V68L97 65V64H99V63H101V61L103 60L104 61V63H105V60H108V59H106L105 57L103 58V56L104 55H102L101 56V53H99V51H98V53L97 52H93V53H91V55H89ZM117 53V52H116ZM127 53V52H126ZM152 53H154V52H152ZM244 53V52H243ZM250 53V52H249ZM8 54H7V57H9L8 56ZM20 54V55H19ZM72 54V53H71ZM104 54V53H103ZM226 54V53H225ZM230 54V53H229ZM14 55V54H13ZM13 55H11V56H13ZM81 55V54H80ZM109 55H111V54H109ZM169 55V54H168ZM237 55V54H236ZM235 55V56H236ZM253 55V54H252ZM73 56V55H72ZM77 56V55H76ZM105 56H106V54H105ZM117 56V55H116ZM115 56V57H116ZM126 56H127V54H126ZM222 56V55H221ZM61 57V56H60ZM80 57V56H79ZM101 57H102V60H101ZM128 57V56H127ZM226 57V56H225ZM231 57V56H230ZM233 57V56H232ZM3 58H4V56H3ZM6 58V57H5ZM4 58V59H5ZM64 58V57H63ZM70 58H72L73 59V57H70ZM70 58H67L66 56H65V60L66 61H64V62H68L69 63V60L71 61V59ZM107 58H108V55H107ZM172 58V57H171ZM221 58H223V57H221ZM13 59V61H14V58H12ZM111 58H110V56H109V60H110ZM118 59V58H117ZM120 59V58H119ZM179 59V60H180ZM232 59V58H231ZM239 59V58H238ZM77 60V59H76ZM112 60V59H111ZM229 60V59H228ZM6 61V60H5ZM10 61V60H9ZM78 61V60H77ZM103 61H102V63H103ZM235 61V60H234ZM109 62H111V61H109ZM115 62V61H114ZM113 62V63H114ZM118 62H120V61H118ZM0 63H2V62H0ZM80 63V62H79ZM103 63V64H104ZM113 63H111L112 65H113ZM181 62H179V64H180ZM234 63V62H233ZM258 63H259V61H258ZM257 63V64H258ZM11 64H12V61H11ZM76 64V63H75ZM85 64V65H86ZM102 64V65H103ZM119 64V63H118ZM129 64V63H128ZM174 64V63H173ZM255 64V63H254ZM262 64V63H261ZM6 65V64H5ZM14 65V64H13ZM28 65H26V66H28ZM77 65V64H76ZM80 65V64H79ZM101 65V64H100ZM99 65V66H100ZM105 66H106V64H104ZM116 65V64H115ZM130 65V64H129ZM184 65H186V64H184ZM199 65V64H198ZM28 66V67H29ZM69 66H70V64H69ZM84 66V65H83ZM82 66V67H83ZM99 66H97V67H99ZM108 66V65H107ZM117 66V65H116ZM131 66V67H132ZM161 66H163V67H161ZM182 66V65H181ZM187 66V65H186ZM186 66H183V67H180V68H178L179 69V71H182V72H184V71H186ZM188 66H189V64H188ZM203 66V65H202ZM261 66H263V65H261ZM3 67V66H2ZM14 67H15V65H14ZM37 67H40V68H37ZM71 67V66H70ZM92 67V66H91ZM104 67V66H103ZM165 67H167L166 65H165ZM189 67H191V65L189 66ZM188 67V68H189ZM8 68V67H7ZM7 68H6V70H7ZM49 68V67H48ZM52 68H53V66H52ZM81 68V67H80ZM203 69H205V67H202ZM208 68H210V67H208ZM45 69H47V68H45ZM95 69V68H94ZM105 69V68H104ZM114 69V68H113ZM112 69V70H113ZM131 69V68H130ZM195 69V68H194ZM212 69H213V71L215 72V74L214 75H216V76H218L219 74H223V76H224V74L225 75H227L226 76V78H228V81H227V79H226V81H227V83H224V81H223V83L224 84H226V85H228V88H230L229 86H231L232 84H238L236 81H237V79H242L241 80V83H240V81H239V84L240 85H242V81L244 80H250V78H253V77H255L256 75H258V73L261 71H257V72H255L256 71V68H254L253 69V72L251 71V69H250V71L248 70H246V69H248V68H246V69H244V71L245 72H237V76L235 77L234 76V78L236 79H231L232 77H233V74H231L232 75V77L230 76V74L228 73V72H222L218 67L216 68V67H212ZM235 69H236V67H235ZM5 70V71H6ZM129 70V69H128ZM188 70V69H187ZM38 70H36V72H37ZM45 71V70H44ZM101 71V70H100ZM209 71H211V70H209ZM243 71V70H242ZM36 72H34V74L36 73ZM53 72V71H52ZM200 72H203V71H200ZM15 73V72H14ZM38 73V72H37ZM50 73H51V71H50ZM59 73V72H58ZM127 73V72H126ZM129 73V72H128ZM176 73H177V71H176ZM189 73V72H188ZM212 73V72H211ZM233 73H235L234 75H236V72H233ZM241 73V74H240ZM256 73V74H255ZM261 73H264V72H262L261 71ZM46 74V73H45ZM57 74V73H56ZM89 74V73H88ZM92 74V73H91ZM172 74H174V73H172ZM16 75V74H15ZM24 75V74H23ZM33 75V74H32ZM38 75V74H37ZM48 75V74H47ZM58 75H60V74H58ZM67 75V74H66ZM90 75V74H89ZM88 75V76H89ZM117 75V74H116ZM194 75V74H193ZM206 75V74H205ZM4 76V75H3ZM25 76V75H24ZM46 76V75H45ZM53 76V75H52ZM55 76V75H54ZM76 76V75H75ZM81 76H83V74L81 75ZM129 76H131V75H129ZM173 76V75H172ZM177 76V75H176ZM230 77V79H229V77ZM263 76V75H262ZM31 77V76H30ZM29 77V78H30ZM41 77V76H40ZM97 77L98 76H89V77H87V75H86V77L84 76L83 78H73L72 80H67V82L66 83H64V84H61V85H57V83H56V85H55V83L54 82H51V80L53 79L52 77H51V80L49 81V77H48V79H46L47 81H45V82H48L49 81V84H48V86H47V84L45 85V86H47L46 87V92L49 94V93H51V92H53V90H55L56 92H57V90L59 91H67V90H72V88L73 89H78V90H82V89H89V88H95L96 86H97ZM201 77V76H200ZM259 77H261V75L259 76ZM22 78V77H21ZM34 78V77H33ZM36 78H38V77H36ZM44 78H46V77H44ZM117 78V77H116ZM121 78V77H120ZM146 78V77H145ZM144 78V79H145ZM185 78H187L186 76H185ZM203 78V77H202ZM201 78V79H202ZM69 79V78H68ZM153 78L152 77H150V79L149 80H152ZM172 79V78H171ZM201 79H199V78H194V81H191V79H190V81L189 82H187V80H186V84H184L183 85V83L184 82H182V84H181V82L179 81V83H180V85H182V86H180L179 87V83H178V87L177 86H175L176 88L175 89H170V91L169 90H167L166 91V93H169V92H172L173 94H171V93H169V94H167V96H169L170 94L172 95V96H169V98L170 97H172V98H170V100L168 99V97H165L164 96V98H166V99H168V101H170L172 104H169L168 105V107L169 106H171L174 110H176V114H177V116H176V118H173L174 119V121H172L171 122V127L170 128H168L169 127V122L168 123H166L167 125H168V127H166V126H163V127H165V128H167V129H161V127H162V124H164V122L162 123V122H160V116H159V114H160V112H161V110L162 109H164L165 107L163 106L162 107V103L161 102H158V103H161V105H157V106H154L155 104H153V106L151 105V102L152 101H158L159 100V97H160V95H161V93H162V88H166L165 87V85H166V83H165V80H163L164 81V83H162L161 82V80H160V82H157V83H159V84H155V85H153L152 87H151V85L150 86H145V84H138V83H136V84H138V85H136V86H138V89L137 88H135V90L133 91L134 92V94L136 93V95H135V99L133 98V101L130 103V108H128V112H127V115L126 116H118V114L120 113H118V114H115V110H116V104H118V103H116L117 102V96H116V98L113 100L111 97H109L108 96V98H104L102 101L101 100H99V101H101V103L99 104V106L98 107H96V108H92V113L93 112H96V113H98V115L99 114H101L102 115V117L104 118H102L103 120L102 121H95V122H91L92 124L90 125H88L89 127H87L88 129H85L86 131H85V133H86V135L85 136H87L85 139H89V138H91L92 140L93 139H99L100 141L103 139H109V137H111L112 135H113V138H114V148L113 149H115V150H117L116 152H121V153H125V154H129L130 155V152H131V154L133 153V152H135V153H142L143 154V152H151L150 150H152L151 148L152 147H155L156 145L155 144H159V145H164L165 144V146H162V148L161 149H163V147H167V146H169L170 144H173V145H171V147L172 146H175V148H176V145H177V147L179 146V142L180 141H183V140H185L184 141V144H185V142H186V144L187 145H189V142H187V140L189 139V141H190V139H192V138H184L183 139V137L185 136L184 135V133H183V136H182V140L180 139V137H181V135H182V131H184L183 130V128H184V125H186L185 123H186V121L188 120H190L191 119V122L193 121V118H195V117H197V116H199L200 117V115H208V113H210V112H213V111H216V106L217 107H219L220 109L218 110L217 109V112L215 113V114H217V118H219L221 115H224V116H226V118H225V122H224V124H225V126L228 128V125H229V128L227 129L225 126L224 127H222L221 129H222V131H223V133L224 134H228V131H229V129L232 131V129L230 128V127H233L232 125H230L231 123H229L230 122V115H231V113L233 112V111H235V109H236V112H238V109H239V113H241L242 115H244L242 112L244 111V113H247V112H245V109L247 110V108H245V109H242L241 107L239 108V106L238 107H236V105H237V103H236V105H229V104H227L228 102H232V100H228L227 99V103H226V101H225V92L223 91H219L220 93L219 94H221V93H223L224 95H223V99H222V101H219V99L221 98H214V97H212L211 99H210V95H208L209 93L208 92H206V94L208 95V101L206 102L205 100V102H206V105H205V103L203 104V107H201L200 108V105L201 104H199L198 105V103L199 102H197V104L195 105V108L194 109H196V106L198 107L199 106V108L201 109V111H199L200 109L198 108V110L196 111V113L199 111V113H193V111H192V114H188V115H186V116H181V112H182V110H181V108L183 109V108H189L188 107V105H190L192 102H193V100H194V98H196V95H198V98L201 96V94L204 92V89L205 88H207L208 89V87H207V85L208 86H210V83H208L209 81H207V83H204V79L205 78H203V82H200L201 81ZM215 79H216V77H215ZM224 79H225V76H224ZM264 79V78H263ZM263 79L261 80V81H263ZM1 80V79H0ZM8 80V79H7ZM33 80V79H32ZM34 80H36V79H34ZM40 80V79H39ZM38 80V81H39ZM59 81H60V79H58ZM114 80V79H113ZM119 80V79H118ZM143 80V79H142ZM141 80V81H142ZM147 80V79H146ZM146 80H144V81H146ZM153 80H156V79H153ZM175 80V79H174ZM180 80V79H179ZM206 80V79H205ZM207 80H210V78L209 79H207ZM247 80V81H248ZM43 81H44V79H43ZM140 81V80H139ZM225 81V82H226ZM257 81V80H256ZM256 81H249L250 83L251 82H255L256 83ZM52 84H51V83ZM61 82V81H60ZM97 82V83H96ZM116 82V81H115ZM118 82V81H117ZM130 82V81H129ZM147 82V81H146ZM145 82V83H146ZM151 82H153V81H151ZM206 82V81H205ZM211 82V81H210ZM214 82V81H213ZM259 83H262V82H260V81H258ZM33 83V82H32ZM41 83V82H40ZM125 83V82H124ZM128 83V82H127ZM142 83V82H141ZM215 83V82H214ZM213 83V84H214ZM252 83V84H253ZM254 83V84H255ZM264 83V82H263ZM36 84V83H35ZM45 84V83H44ZM121 84H122V82H121ZM168 84H169V81H168ZM174 84V83H173ZM212 84V86L214 87V86H216L217 88H215V89H219L220 90V88H219V86H220V84H219V82L218 83H215V85H213ZM235 84V85H236ZM238 84V85H239ZM253 84V85H254ZM1 85V84H0ZM30 85V84H29ZM112 85V84H111ZM123 85V84H122ZM139 85L140 86H142L141 88L139 87ZM146 85H147V83H146ZM176 85V84H175ZM221 85H223V84H221ZM262 85H264V84H262ZM11 86V85H10ZM44 86V87H45ZM120 86V85H119ZM135 86V87H136ZM225 86V85H224ZM247 86V85H246ZM249 86V85H248ZM247 86V87H248ZM250 86H252V85H250ZM13 87V86H12ZM38 86H36V88H37ZM44 87H42V88H44ZM89 87V88H88ZM98 87V86H97ZM240 87V86H239ZM238 87V88H239ZM243 87V86H242ZM242 87H240V88H242ZM245 87V86H244ZM243 87V88H244ZM125 88V87H124ZM173 88H174V85H173ZM212 88V87H211ZM226 89H227V87H225ZM225 88H221L222 90L223 89H225ZM234 87L232 86V89H233ZM237 88V89H238ZM246 88V87H245ZM245 88L243 89V90H245ZM9 89V88H8ZM15 89V88H14ZM21 89H22V87H21ZM19 90V91H17L15 94H13V96L15 95V97H17L16 99V103H11V106H10V108H11V110L12 111H14L15 109H21L22 108V111H23V109L24 108H27L26 106H27V103L29 102V100H32V99H35V98H37V97H41V96H44L45 95V93L46 92H39L38 90L36 91V89H33V88H29V89H22V90ZM134 89V88H133ZM210 89V88H209ZM208 89V90H209ZM214 89V90H215ZM235 89V88H234ZM233 89V90H234ZM247 89V88H246ZM10 90V89H9ZM127 90V89H126ZM130 90V89H129ZM151 90H154L155 91V93H152V92H150ZM207 90V91H208ZM249 90V89H248ZM251 90V89H250ZM249 90V91H250ZM44 91V90H43ZM115 91H117V90H115ZM114 91V92H115ZM136 91V92H135ZM158 91V92H157ZM205 91H206V89H205ZM217 91V90H216ZM216 91H214L213 93L215 94L216 93V96L217 95H219ZM256 91H257V89L256 88H253L249 93H247V96H245V94H244V96H242L243 94H240V93H242V89L240 90V91H238V93L236 94L237 95V97H238V105L239 104H241L244 100L246 101V100H249V97H251V95H254L255 93H256ZM13 92V91H12ZM55 92V93H56ZM132 92V93H133ZM227 92V91H226ZM230 92V91H229ZM246 92V91H245ZM261 92H264V91H261ZM14 93V92H13ZM59 93V92H58ZM57 93V94H58ZM99 93V92H98ZM97 93V94H98ZM117 93V92H116ZM123 93H124V90H123ZM122 93V94H123ZM164 93V92H163ZM166 93H165V95H166ZM212 93V94H213ZM7 94V93H6ZM5 94V95H6ZM48 94H46L47 96H48ZM90 94V93H89ZM96 94V95H97ZM127 94H130V93H128V91H127ZM133 94V95H134ZM199 94H200V96H199ZM227 94V93H226ZM257 94H259V93H256V95ZM0 95H1V97L4 95V93H2V91L0 92ZM50 95V94H49ZM54 95V94H53ZM92 95V94H91ZM94 95V94H93ZM112 95V94H111ZM250 95V96H249ZM264 95V94H263ZM262 95V96H263ZM87 96V95H86ZM98 96V95H97ZM129 96V95H128ZM203 96V95H202ZM201 96V97H202ZM221 96H222V94H221ZM227 96V95H226ZM230 96H233V94L232 95H230ZM249 96V97H248ZM262 96H258L259 97V99L262 97ZM4 97V96H3ZM7 97V96H6ZM46 97V96H45ZM50 97H52L51 95H50ZM113 97V96H112ZM127 97V96H126ZM129 97H131V96H129ZM129 97L128 98H126L125 100H122V103H124V104H128L130 101H129ZM183 97H188L189 98V100L191 99H193L192 100V102H190V104L188 103L187 104V102H184V104L185 105H181V103H182V99H183ZM200 97V98H201ZM219 97V96H218ZM237 97H235L234 96V99L235 98H237ZM9 98V97H8ZM7 98V99H8ZM30 98H32V99H30ZM132 98H130V99H132ZM195 99L194 100V102H196V101H198L199 99ZM204 98H206V96H204ZM203 98V99H204ZM248 98V99H247ZM252 98H254L253 96H252ZM49 99V98H48ZM92 99V98H91ZM98 99H100V98H98ZM186 98H184V100H185ZM202 99V98H201ZM231 99V98H230ZM258 99V98H257ZM261 99H264V96H263V98H261ZM1 100V99H0ZM37 100V99H36ZM43 100V99H42ZM187 100V99H186ZM188 100V101H189ZM236 100V99H235ZM59 101V100H58ZM92 101V100H91ZM90 101V99H89V97L87 96V98L86 99H83L82 97H81V99H79L78 101H76V105H75V108H74V111L75 112H77L78 110H82V107L84 108L89 102H91ZM120 101V100H119ZM165 101V100H164ZM167 101V100H166ZM234 101V100H233ZM245 101L243 102V104L245 103ZM253 101V100H252ZM32 102V101H31ZM46 102V101H45ZM50 102V101H49ZM48 102V103H49ZM57 102V101H56ZM75 102V101H74ZM121 102V101H120ZM119 102V104L121 105V103ZM192 103V104H195V103ZM201 102V101H200ZM261 102V101H260ZM30 103V102H29ZM54 103V102H53ZM218 103H221L219 106H218ZM257 103H259V102H257ZM68 104H70V103H68ZM75 104V103H74ZM74 104H73V106H74ZM90 104V103H89ZM191 104V105H192ZM256 104V103H255ZM8 105V104H7ZM55 105V104H54ZM54 105H52L51 107H49L50 109L52 108V110H55L53 107H54ZM129 105V104H128ZM127 105V106H128ZM6 106V105H5ZM29 106V105H28ZM46 106V105H45ZM45 106H43V107H45ZM125 106V105H124ZM193 106V105H192ZM191 106V107H192ZM202 106V105H201ZM262 106V105H261ZM261 106H260V108H261ZM264 106V105H263ZM46 107H48V106H46ZM45 107V109H47ZM59 107H60V105H59ZM171 107H170V109L169 110H171ZM247 107V106H246ZM255 107V106H254ZM253 107V108H254ZM9 108V109H10ZM193 108V107H192ZM249 108V107H248ZM263 109H264V107H262ZM262 108H261V110H262ZM167 109V108H166ZM167 109V112L169 111ZM186 109V110H187ZM24 110H27V109H24ZM67 110H71V106H69L68 107V109ZM174 110H173V112L172 113H174ZM189 110V109H188ZM257 110V109H256ZM11 111V112H12ZM17 111V110H16ZM43 111H45V110H43ZM48 111V110H47ZM191 111V110H190ZM248 111V110H247ZM10 112V111H9ZM18 112V111H17ZM24 112V111H23ZM52 112H54V111H52ZM162 112H164V110H162ZM249 112H251V110L249 111ZM254 112V111H253ZM252 112V113H253ZM13 113V112H12ZM20 113H21V111H20ZM49 114H50V112H48ZM58 113V112H57ZM72 113V112H71ZM74 113V112H73ZM72 113V114H73ZM87 113V108L85 107V110L82 112V113H80L81 114V116H82V118L84 119V117L86 116L85 114ZM91 113V114H92ZM95 113V114H96ZM14 114V113H13ZM48 114V115H49ZM68 114H69V112H68ZM68 114H66L67 116L65 117L66 119H64V117H63V119H64V122H63V124L61 123V124H58L59 126H61V128H58V129H60V130H58V132H60V133H57V129H55V131H53L52 133H50L49 135H47V136H42V138H39L40 139V141L43 143V145H45L46 147L45 148H43L42 146H40V148H38L39 149V151L40 152H42V154H44V152H45V154H46V149L48 148L47 147V145L49 146V147H51V148H56V149H58L59 148V151H60V153L59 154H71L70 156H75V157H78V158H80L81 159V161L80 162H82V163H84V165H92V164H97V161L99 160V158L97 157L98 155H95V149H94V152H92V151H90V150H88V148L86 147V144L84 143V140L85 139H83L82 137H77L78 135H76V134H79L78 132H79V128H78V131H77V124H79V122L77 123V118H75V116H73V118L72 119H68L69 117H68ZM76 114V113H75ZM165 114V113H164ZM241 114H235L236 116H238V115H241ZM45 115V114H44ZM47 115V114H46ZM52 115V114H51ZM197 115V116H196ZM245 115H247V114H245ZM252 115V114H251ZM11 116V115H10ZM63 116H65L64 114H63ZM97 116V115H96ZM235 116V117H236ZM56 117H57V115H56ZM55 117V118H56ZM87 117V116H86ZM85 117V118H86ZM175 117V116H174ZM246 116H244V118H245ZM252 117H254V116H252ZM252 117H251V119H252ZM260 117V116H259ZM206 117H204L203 119H205ZM232 118V117H231ZM239 119H240V117H238ZM89 119V118H88ZM172 119V120H173ZM198 119V118H197ZM200 119H202L201 117H200ZM214 119H216V117L214 118ZM232 119H234V118H232ZM249 119V118H248ZM248 119H246V120H248ZM258 119V118H257ZM264 119V118H263ZM58 120H61V119H58ZM86 120V119H85ZM210 118L208 119V123H210ZM218 120V119H217ZM241 120V119H240ZM17 121V120H16ZM56 121V120H55ZM79 121V120H78ZM81 121H83V120H81ZM187 121V122H188ZM198 121V120H197ZM216 121V120H215ZM222 121V120H221ZM35 122V121H34ZM85 122V121H84ZM205 122V121H204ZM207 122V121H206ZM213 122H214V120H213ZM212 122V123H213ZM242 122V121H241ZM56 123V122H55ZM90 123V122H89ZM193 123V122H192ZM195 123V122H194ZM208 123H204V125L206 124V126L208 125ZM239 123V122H238ZM15 124V123H14ZM166 124H164V125H166ZM201 124H203V123H201ZM200 124V125H201ZM222 124V123H221ZM245 124V123H244ZM244 124H243V126H242V128H244L245 126H247L246 124H245V126H244ZM254 123H252V125H253ZM17 125V124H16ZM49 125V124H48ZM58 125H57V127H58ZM82 125V124H81ZM192 125V124H191ZM213 125V124H212ZM216 125V124H215ZM214 125V126H215ZM223 125V124H222ZM251 125V126H252ZM18 126V125H17ZM55 126V125H54ZM87 126V125H86ZM193 126V125H192ZM209 126V125H208ZM213 126V127H214ZM217 127H218V125H216ZM215 126V127H216ZM250 126V125H249ZM250 126V127H251ZM49 127H50V125H49ZM56 127V126H55ZM187 127V126H186ZM194 127V126H193ZM192 127V128H193ZM238 127V129H239V126H237ZM253 127V126H252ZM256 127V126H255ZM48 128V127H47ZM84 128V127H83ZM211 128V129H210ZM209 128V130H214V129H212V127H210ZM240 129L239 130V132L242 130H244V129ZM246 128V127H245ZM81 129V128H80ZM187 129V132H189V131H191L192 129H188V127L186 128ZM196 129V128H195ZM238 129H236L237 131H238ZM247 129H249L248 128V126H247V128H246V130ZM260 129V128H259ZM46 130V129H45ZM199 130V129H198ZM256 130V129H255ZM49 131V130H48ZM218 131V130H217ZM217 131H215V132H217ZM221 130H220V133L219 132H217V134L219 133V134H222L221 132H222ZM236 131V132H237ZM248 131H254V130H252V129H249V130H247V131H243V132H246V134H247V132ZM258 130H256V132H257ZM260 131V130H259ZM187 132L185 133L186 135H187ZM196 132V131H195ZM205 133H203V131H202V133L199 131V133H201V134H199V133H196L197 135H198V137L196 138V141H195V145L197 146V144H206V142H208V140H207V138L204 136L206 133L207 134H209V133H213L214 135H213V137L214 136H216V133L215 132H212V131H208L207 130V132L206 131H204ZM232 132H234V131H232ZM261 132V131H260ZM193 133V132H192ZM229 133H231L230 131H229ZM254 133V132H253ZM262 133V132H261ZM48 134V133H47ZM224 134H222V135H220L221 137H223V135ZM245 134V133H244ZM249 134H250V132H249ZM258 134V133H257ZM195 135V134H194ZM196 135V136H197ZM225 135V136H226ZM189 136V135H188ZM196 136H194V137H196ZM209 136H210V134H209ZM212 136V135H211ZM218 136V135H217ZM227 138V139H226ZM224 137V139L227 141L229 138L228 137ZM258 138V137H257ZM262 138H263V136H262ZM31 139H33V140H35L34 138H31ZM187 139V140H186ZM215 139V138H214ZM223 139V140H224ZM245 139H246V137H245ZM193 140V139H192ZM191 140V141H192ZM218 140V139H217ZM224 140V142H226ZM233 140V139H232ZM264 140V139H263ZM29 141H31L30 140V138L28 139V141L26 140V141H22V142H29ZM36 141V140H35ZM38 141V140H37ZM220 141V140H219ZM237 141V140H236ZM245 141V140H244ZM17 142V141H16ZM101 142H103V141H101ZM104 142H105V140H104ZM110 142V141H109ZM194 142V141H193ZM216 142H218V141H216ZM230 142V141H229ZM255 142V141H254ZM18 143V142H17ZM23 143V144H24ZM30 143V142H29ZM227 143V142H226ZM244 143H246V141L244 142ZM28 144V143H27ZM92 144V143H91ZM107 144V143H106ZM105 144V145H106ZM182 144V146L181 147H183V143L181 142L180 143V145ZM186 144L184 145V146H186ZM190 144H191V142H190ZM16 145V144H15ZM39 145H41L40 143H39ZM105 145H103V147L105 146ZM108 145V144H107ZM207 145V144H206ZM206 145H203L204 147H206ZM211 145V144H210ZM210 145H208V147H210ZM247 145V144H246ZM25 146V145H24ZM23 146V147H24ZM102 146V145H101ZM190 147L191 146H193L192 144L191 145H189ZM188 146V147H189ZM2 147V146H1ZM16 147V146H15ZM27 147V146H26ZM25 147V148H26ZM107 147L108 146H106V148L105 149H107ZM160 147V146H159ZM179 148V151H178V148H177V150H174V149H172L173 151H174V153H171L172 154V157L174 158H176L178 155H179V152H180V149H182V148ZM188 147H186V148H188ZM189 147V148H190ZM198 147H200L201 149L203 148L204 149V147H201V146H199L198 145ZM227 147H228V145H227ZM18 148V147H17ZM32 148V147H31ZM95 148V147H94ZM109 148V147H108ZM156 148V147H155ZM174 148V147H173ZM185 148V149H186ZM193 148V147H192ZM207 148V147H206ZM232 148V147H231ZM236 148V147H235ZM259 148V147H258ZM33 149V148H32ZM91 149V148H90ZM102 149V148H101ZM105 149H103V150H105ZM229 149V148H228ZM46 150V151H45ZM108 150V149H107ZM106 150V151H107ZM110 150V149H109ZM159 150V149H158ZM164 151H165V148L163 149ZM187 150V149H186ZM197 149H195V151H196ZM207 150V149H206ZM227 150V149H226ZM225 150V151H226ZM176 151V152H175ZM184 151V149L182 150V152ZM194 151V152H195ZM213 151V150H212ZM216 151V150H215ZM214 151V152H215ZM219 151V150H218ZM28 152V151H27ZM147 153L148 155L150 154V153ZM227 152V151H226ZM229 152V151H228ZM232 152V151H231ZM57 153V154H58ZM168 153V152H167ZM35 154H37V152L35 153ZM102 154H104L103 152H102ZM141 154V155H142ZM161 154H162V150H161ZM184 154V153H183ZM197 154V153H196ZM201 154H204L203 153V151L201 152ZM208 154V153H207ZM211 154V153H210ZM217 154V153H216ZM219 155H220V153H218ZM217 154V155H218ZM117 155H118V153H117ZM123 155V154H122ZM144 155V154H143ZM165 155V154H164ZM174 155V156H173ZM181 155V154H180ZM205 155H206V153H205ZM205 155H202V156H205ZM219 155L216 157L217 159L219 158ZM37 156V155H36ZM46 156V155H45ZM145 156V155H144ZM147 156V155H146ZM167 156V155H166ZM171 156V155H170ZM169 156V157H170ZM192 156H194L195 157V155L193 154ZM210 156V155H209ZM212 157H211V160H213L212 158H214L213 156H214V154L213 155H211ZM216 156V155H215ZM238 156V155H237ZM250 156V155H249ZM38 157V156H37ZM108 157V156H107ZM114 157V156H113ZM148 157V156H147ZM171 157V158H172ZM220 157H221V155H220ZM118 158H120V157H118ZM166 158H168V157H166ZM103 159V158H102ZM142 159H143V157H142ZM146 159V158H145ZM180 159V158H179ZM192 159H194L193 157H192ZM200 159H201V157H200ZM203 159V158H202ZM205 159V158H204ZM207 159V158H206ZM205 159V160H206ZM215 159V158H214ZM15 160V159H14ZM109 160V159H108ZM148 161H149V158L147 159ZM162 160V159H161ZM178 160V159H177ZM181 160V159H180ZM196 160H197V158L195 159V162H196ZM208 160V159H207ZM209 160H210V158H209ZM216 160V159H215ZM215 160H213L214 162H215ZM220 160H222V159H220ZM256 160H258V159H256ZM134 161V160H133ZM142 161V160H141ZM141 161H139V162H141ZM151 161V160H150ZM197 161H201V160H197ZM204 161V160H203ZM218 161V160H217ZM252 161V160H251ZM254 161V160H253ZM260 162H261V160H259ZM263 161V160H262ZM118 162V161H117ZM185 162V161H184ZM188 162H191V159H190V161H188ZM188 162H186V163H188ZM255 162V161H254ZM258 162V161H257ZM54 163V162H53ZM52 163V164H53ZM107 163V162H106ZM109 163H111L110 161H109ZM116 163V162H115ZM127 163V162H126ZM130 163V162H129ZM134 163V162H133ZM149 163V162H148ZM176 163H179L180 164V161L179 162H176ZM185 163V164H186ZM250 163V162H249ZM95 164V165H96ZM138 164V163H137ZM184 164V163H183ZM203 164H204V162H203ZM203 164H200V165H203ZM205 164H207V163H205ZM236 164V163H235ZM245 164V163H244ZM258 164V163H257ZM261 164V163H260ZM263 164V163H262ZM83 165V164H82ZM133 165V164H132ZM187 165V164H186ZM256 165V164H255ZM23 166V165H22ZM94 166V165H93ZM133 166H135V165H133ZM137 166V165H136ZM157 166V165H156ZM165 166V165H164ZM162 167V170L160 171L161 173H163V175L161 174V175H159V174H151L150 173V175L149 176H147V177H145V178H143V179H139V180H135L134 179V181L133 180H125L124 179V177H121V178H119V179H111L110 181H108V182H106V184H104V185H102V186H97V185H95V187L92 189L93 190V192L95 193V194H103V195H105V196H107L108 198H109V200L106 202V204H105V206L106 207H111V205H116L117 207H119V209L118 210H122V208L124 209L122 212H120V213H122V214H120V213H118V214H120V215H118V218L117 219H115L114 218V220H111V218H110V220H108V219H105V223H107V220H108V222L109 223H111V222H114V221H117V222H120V223H123L124 224V226H126V225H128V227L129 226H132L133 227V229L136 231V230H139V228L141 229V227H143L144 226V224H147V223H149V222H152L151 220L153 219V217L157 214V213H161V212H167V213H169V211H172V210H177V209H179V208H182V206L185 204V202L187 201V200H189V197H184V196H188L187 194L185 195V194H180V193H178V194H173L172 192L174 191H172V189L170 190V187L173 185V183L175 184V182H177L178 180H180L181 178L179 177V175H178V173H174L175 175H170V172H169V170H170V168L172 167L171 165L169 166V165H166L165 167ZM194 166V165H193ZM196 166V165H195ZM194 166V167H195ZM197 166H199L198 165V163H197ZM196 166V168H198ZM251 166V165H250ZM249 166V167H250ZM259 166V165H258ZM59 167V166H58ZM61 167V166H60ZM125 167V166H124ZM150 167V166H149ZM186 167L187 166H185L184 167V169L183 168H181V169H183V170H185L186 169ZM200 167V166H199ZM208 167V166H207ZM206 167V168H207ZM242 167V166H241ZM249 167H246V168H249ZM15 168V167H14ZM17 168V167H16ZM63 168V167H62ZM61 168V169H62ZM101 168H102V166H101ZM128 168V167H127ZM188 168V167H187ZM190 168H191V165H190ZM190 168H189V170H190ZM193 168V167H192ZM195 168V169H196ZM18 169H19V167H18ZM30 168H28V170H29ZM20 170V169H19ZM24 170V169H23ZM136 170H138V169H136ZM155 170V169H154ZM178 170V169H177ZM188 170V169H187ZM186 170V171H187ZM192 170H194V168L192 169ZM192 170H191V172H192ZM237 170V169H236ZM247 171H248V169H246ZM18 171V170H17ZM21 171V170H20ZM55 171H56V169H55ZM58 171V170H57ZM64 173H66L67 174V176H69L70 178H69V180L71 179V180H73L72 181V184L70 185L69 183V185H70V192H71V195H79L78 194V192H80V191H78V189H77V186H76V183L74 182L75 181V179H77L78 177H77V171H75V170H73V168L71 167V168H66V169H64ZM185 171V172H186ZM245 171V170H244ZM246 171V172H247ZM19 172V171H18ZM36 172V171H35ZM44 172V171H43ZM47 172V171H46ZM49 172V171H48ZM130 172V171H129ZM146 172V171H145ZM177 172H179V171H177ZM184 172V171H183ZM185 172L184 173H182V176H183V174H184V176H185ZM190 172V171H189ZM200 172V171H199ZM32 173H33V171H32ZM149 173V172H148ZM171 173H172V171H171ZM180 173V172H179ZM23 174V173H22ZM125 174H127V173H125ZM131 174H133V173H131ZM181 174V173H180ZM260 174V173H259ZM79 175H81V174H79ZM235 175L237 176V175H240V174H236L235 173ZM235 175H232V176H234V177H232V178H236L235 177ZM145 176V175H144ZM231 176V175H230ZM242 176V175H241ZM259 176V175H258ZM80 177V176H79ZM204 177V176H203ZM238 177V176H237ZM240 177V176H239ZM244 178H246L245 176H243ZM25 178V177H24ZM41 178V177H40ZM45 178H47V177H45ZM63 178V177H62ZM202 178V177H201ZM225 178V177H224ZM231 178V177H230ZM231 178V179H232ZM241 178V177H240ZM28 179H29V177H28ZM38 179V178H37ZM109 179V178H108ZM222 179V178H221ZM226 179V178H225ZM229 179V178H228ZM27 180V179H26ZM103 180H106V179H103ZM237 180V179H236ZM238 180H240V179H238ZM41 181V180H40ZM88 181V180H87ZM206 181V180H205ZM256 182V181H255ZM51 183V182H50ZM209 183V182H208ZM236 183V182H235ZM102 184V183H101ZM171 184V185H170ZM221 185H223V187L224 186H226V185H224L225 183H220ZM219 184V185H220ZM257 184V183H256ZM218 185V184H217ZM220 185V186H221ZM227 185H228V183H227ZM233 184H231V186H232ZM97 186V187H96ZM181 186L182 185H180V187L179 188H181ZM216 186V185H215ZM219 186V187H220ZM229 186V185H228ZM230 186V187H231ZM155 187H158V189H157V191H154V190H156V189H154ZM183 187V186H182ZM222 187V186H221ZM222 187V188H223ZM248 187V186H247ZM184 188H185V186H184ZM190 188V187H189ZM209 188V187H208ZM211 188H212V186H211ZM218 188V187H217ZM227 188V187H226ZM225 187L223 188V189H226ZM234 188V187H233ZM244 188V187H243ZM246 188V187H245ZM49 189V188H48ZM175 189H177V187L175 188ZM182 189V188H181ZM187 188H185V192L187 191L186 190ZM195 190L194 191H196V190H198V189H196V188H194ZM216 189V188H215ZM220 190V191H224V190ZM230 189V188H229ZM235 189V188H234ZM247 189V188H246ZM180 190V189H179ZM245 190V189H244ZM259 190V189H258ZM261 190V189H260ZM49 191H50V189H49ZM67 191V190H66ZM66 191H64V192H66ZM91 191V190H90ZM182 191V190H181ZM192 191V193H193V189L191 190ZM199 191V190H198ZM197 191V192H198ZM219 191V192H220ZM225 191H227V190H225ZM51 192V191H50ZM178 192V191H177ZM184 192V193H185ZM175 193H176V191H175ZM195 193V192H194ZM202 195L204 194V193H206L205 191L204 192H202V190H201V192H200ZM213 193H214V191H213ZM226 193V192H225ZM260 193V192H259ZM263 193V192H262ZM261 193V194H262ZM65 194H68V192L67 193H65ZM180 194V195H179ZM196 195H197V193H195ZM194 194V195H195ZM208 194H209V192H208ZM207 194V195H208ZM216 194V193H215ZM214 194V195H215ZM260 194V195H261ZM64 195V194H63ZM76 195V196H77ZM193 195V194H192ZM193 195V196H194ZM198 195H199V193H198ZM202 195H199V196H202ZM206 195V196H207ZM223 195H224V193H223ZM254 195V194H253ZM259 195V194H258ZM51 196V195H50ZM50 196H49V198H50ZM69 196V195H68ZM192 196V197H193ZM198 196V197H199ZM204 197H205V195H203ZM212 197H213V195H211ZM210 196V197H211ZM239 196V195H238ZM264 196V194L262 195V197ZM67 197V196H66ZM65 196L64 197H62V196H60L59 195V197H56L57 199H59V201L61 200L62 201V204H60V203H58L57 205H59L60 204V210H58L59 211V216H62L63 215V213H65V212H67V210H68V208H69V205H70V207L72 206L71 204H70V202L68 201V198H66ZM194 197H196V196H194ZM193 197V198H194ZM258 197V196H257ZM261 197V196H260ZM259 197V198H260ZM77 198V197H76ZM104 198V197H103ZM192 198V199H193ZM200 198V197H199ZM225 198V197H224ZM56 199V200H57ZM210 199V198H209ZM208 199V200H209ZM257 199V198H256ZM50 200V199H49ZM196 200V199H195ZM201 200V199H200ZM200 200H198V201H200ZM254 200V199H253ZM58 201V200H57ZM202 201V200H201ZM245 201V200H244ZM252 201V200H251ZM263 202H264V200H262ZM48 202V201H47ZM79 202V201H78ZM235 202V201H234ZM49 203H52V201H50ZM103 203H105V202H103ZM153 203H155V206H151V205H153ZM194 203V202H193ZM196 203H197V201H196ZM73 204V203H72ZM192 204V203H191ZM190 204V205H191ZM245 205H247V204H245ZM241 206H243V205H241ZM83 207V206H82ZM263 207V206H262ZM58 208V207H57ZM189 208V207H188ZM243 208V207H242ZM182 210V209H181ZM189 210V209H188ZM107 211V210H106ZM201 211V210H200ZM262 211H264V210H262ZM117 212V211H116ZM119 212V211H118ZM261 212V211H260ZM68 213V212H67ZM106 213V212H105ZM253 213V212H252ZM262 213V212H261ZM61 214V215H60ZM115 214H117V213H115ZM257 214V213H256ZM260 213H258V215H259ZM264 214V213H263ZM263 214H262V216H263ZM242 215V214H241ZM240 215V216H241ZM253 215V214H252ZM252 215H251V217H252ZM86 216V215H85ZM111 216V215H110ZM113 216V215H112ZM115 216V215H114ZM160 216V215H159ZM233 216V215H232ZM237 216V215H236ZM239 216V215H238ZM237 216V217H238ZM244 216H246V215H244ZM244 216H243V218H242V216H241V222L239 223V221H238V223H239V225L238 226H242V227H244L245 228V226L247 227V226H249V225H251V224H254L255 222H256V220H257V222L258 221H261V224H262V221L264 222V216L263 217H261L260 219L258 218V219H256V218H254V216H256V215H253V218H251V217H249V215L247 214V218H244ZM103 217V216H102ZM116 217V216H115ZM162 217V216H161ZM249 217V218H248ZM258 217V216H257ZM86 218H88V217H86ZM93 217H91L90 216V219H92ZM240 218V217H239ZM61 219H63V218H61ZM80 219H82V218H80ZM154 219H156V218H154ZM237 219V218H236ZM87 220V219H86ZM88 220H89V218H88ZM87 220V222H89ZM103 220V219H102ZM230 220V219H229ZM225 221V219L223 220V219H219V220H216L214 223H213V225L211 226L212 228H211V233H212V231H213V233H214V231H216L217 232V230L219 231V233L220 234H218V235H222L221 234V232H222V230L224 229V230H229V228H235V227H238V226H236L235 225V220H234V222H232L233 220H231V221ZM239 220V219H238ZM70 219H68V218H66L65 220H63V222L62 223H70ZM83 221V220H82ZM93 223H97V222H99L100 221V219L99 218H97V217H95V219H92L91 220ZM90 221V222H91ZM159 221V220H158ZM163 222V221H162ZM200 222V221H199ZM203 223H204V221H202ZM92 223V224H93ZM105 223L103 224V225H105ZM108 223V224H109ZM169 223V222H168ZM178 222H176V224H177ZM191 223V222H190ZM202 223V224H203ZM208 223V222H207ZM211 223V222H210ZM260 223V222H259ZM112 224V223H111ZM153 224V223H152ZM156 224V223H155ZM175 223H174V225L172 224V226H174L175 227V225H176ZM189 224V223H188ZM67 225V224H66ZM81 225V224H80ZM122 225V224H121ZM148 225V224H147ZM164 225V224H163ZM171 225V224H170ZM170 225L168 224V226L166 225L165 226V229H164V227H159V228H156V229H153V230H150L148 233H145V234H143V236H141V238L140 239H138L137 240V244H135V245H133L134 247H132L131 248V246H128L130 249L129 250H127L128 248H126V250L123 252V254L121 255V256H123V258H121V257H119V258H121V259H124V260H122L123 261V263L122 264H130L132 261L134 262V260H138V258H141L142 256H145V255H147V254H145V253H147L148 252V249L151 247H153V248H162V247H169V246H171V245H174L175 246V248H176V246H178V245H182V244H184V242L188 239V238H190L191 237V234H193V230L192 229H190V227L189 228H187V227H185V229L183 228V229H181V231H178V230H176L174 227V229H172L171 227H170ZM180 225V224H179ZM192 225V224H191ZM262 225H264V223L262 224ZM262 225L260 226L261 228H262ZM69 226V225H68ZM89 226V225H88ZM182 226V225H181ZM185 226V225H184ZM187 226V225H186ZM189 226V225H188ZM259 226V225H258ZM115 227V226H114ZM127 227V228H128ZM208 227V226H207ZM153 228V227H152ZM203 228V227H202ZM239 228V227H238ZM250 228V227H249ZM254 228V227H253ZM256 228V227H255ZM240 229H242L241 227H240ZM240 229H237L238 231L237 232H239V230ZM246 229H248V228H246ZM121 230V229H120ZM163 230H165L164 232H163ZM207 230V229H206ZM227 230V231H228ZM245 229H243V231H244ZM263 230H264V227H263ZM140 231V230H139ZM167 231V233H170V234H168V235H165V236H163V233H165ZM205 231V230H204ZM209 232H210V230H208ZM236 230H234V232H235ZM241 231V230H240ZM249 231V230H248ZM106 232V231H105ZM207 232V231H206ZM232 232H233V230L230 232L231 234L230 235H232ZM236 232V235L238 234H240V233H242L243 234V232H239V233H237ZM244 232H246V231H244ZM258 232V231H257ZM126 233H127V231H126ZM134 233V232H133ZM143 233V232H142ZM229 233V232H228ZM248 233V232H247ZM254 233H255V231H254ZM253 233V234H254ZM197 234V233H196ZM209 234V233H208ZM224 234V233H223ZM252 234V235H253ZM261 234V233H260ZM124 235H125V233H124ZM162 235V236H161ZM170 235V236H169ZM198 235V234H197ZM209 235H211V234H209ZM217 235V234H216ZM225 235V234H224ZM223 235V236H224ZM229 235V234H228ZM227 235V236H228ZM229 235V237L231 238V236ZM235 235V234H234ZM233 235V236H234ZM245 235V234H244ZM202 236V235H201ZM206 236V235H205ZM212 236H214V235H212ZM223 236H221L222 237V239H223ZM241 236V235H240ZM243 236V235H242ZM241 236V237H242ZM105 237V236H104ZM109 237V236H108ZM119 237V236H118ZM157 237H158V239H157ZM200 237V236H199ZM208 237H210V236H208ZM207 237V238H208ZM240 237V238H241ZM252 237V236H251ZM260 237V236H259ZM127 238V237H126ZM156 238V239H155ZM211 238V237H210ZM213 238V237H212ZM219 238V237H218ZM224 238H226V236H224ZM243 238H245L244 236H243ZM260 238H262V237H260ZM90 239V238H89ZM233 239V238H232ZM238 239V238H237ZM242 239V238H241ZM250 239V238H249ZM248 239V240H249ZM106 240V239H105ZM215 240H216V238H215ZM219 240V239H218ZM217 240V241H218ZM221 240V239H220ZM219 240V241H220ZM234 240V239H233ZM240 240V239H239ZM246 240V239H245ZM261 240V239H260ZM135 241V240H134ZM214 241V240H213ZM226 241H227V239H226ZM244 241V240H243ZM252 241V240H251ZM259 241V240H258ZM210 243H211V241H209ZM215 242V241H214ZM233 242V241H232ZM241 242V241H240ZM105 243H107V242H105ZM113 243H115V242H113ZM220 243H222V242H220ZM226 243V242H225ZM253 243V242H252ZM112 244V243H111ZM192 244V243H191ZM196 244V243H195ZM212 244V243H211ZM219 244V243H218ZM254 244V243H253ZM198 245V244H197ZM213 245V244H212ZM256 245V244H255ZM260 245V247H261V244H259ZM96 246V245H95ZM110 246V245H109ZM183 246V245H182ZM185 246V245H184ZM190 245H188V246H186V247H189ZM257 246H258V244H257ZM172 247V246H171ZM185 247V248H186ZM250 247V246H249ZM107 248V247H106ZM125 248V247H124ZM123 248V249H124ZM170 248V247H169ZM178 249H179V247H177ZM181 248V247H180ZM160 250V249H159ZM161 250H163V249H161ZM176 250V249H175ZM180 250V249H179ZM182 250V249H181ZM246 250V249H245ZM152 251H153V249H152ZM164 251H165V249H164ZM174 251V250H173ZM220 251V250H219ZM222 251H224V250H222ZM222 251H220L221 253H222ZM253 251V250H252ZM261 251V250H260ZM93 252V251H92ZM155 252V251H154ZM212 252H214V251H212ZM218 252V251H217ZM254 252V251H253ZM256 252H258V251H256ZM255 252V253H256ZM149 253V252H148ZM173 253V252H172ZM171 253V254H172ZM178 253V252H177ZM187 253V252H186ZM197 253V252H196ZM201 253V252H200ZM219 253V252H218ZM217 253V254H218ZM220 253V254H221ZM225 253V252H224ZM224 253H222V254H224ZM263 253L264 252H262L260 255H261V257H263L264 255H263ZM150 254V253H149ZM157 254V253H156ZM193 254V253H192ZM194 254H195V252H194ZM219 254V255H220ZM240 254V253H239ZM239 254H231V252H230V254L228 253V254H224V255H220V256H223V258H219L218 259V257H217V259H218V261L219 262H222V260L223 261H227L229 264H230V261L229 260H232V259H234L235 260V262L233 261V263H235L236 264V259L238 260V261H240L241 259H242V257H243V255L245 256V254H243V255H240V257L241 258H239V256H237V255H239ZM242 254V253H241ZM251 254V253H250ZM161 255V254H160ZM198 255V254H197ZM196 255V256H197ZM205 255V254H204ZM216 255V254H215ZM231 255L233 256V255H235V256H233V257H231ZM246 255H248V253L246 254ZM254 255H256V254H254ZM149 256V255H148ZM158 256V255H157ZM162 256V255H161ZM165 256H167V255H165ZM192 256V255H191ZM200 256V255H199ZM202 256H203V253H202ZM201 256V257H202ZM206 257H208V255H205ZM210 256V255H209ZM218 256V255H217ZM250 255H248V257L247 256H245L246 258H248V262H249V257ZM259 256V255H258ZM153 257V256H152ZM164 257V256H163ZM170 257V256H169ZM200 257V258H201ZM260 256H259V260H255L254 261V263L255 264H264V257H263V259L262 260H260V258H261ZM166 258V257H165ZM203 258V257H202ZM214 258V257H213ZM236 258V259H235ZM246 258H244V260H241V261H245V259ZM257 258V257H256ZM255 258V259H256ZM157 259V258H156ZM155 259V260H156ZM159 259V258H158ZM172 259V258H171ZM195 259V258H194ZM197 259H198V257H197ZM217 259H215V260H217ZM222 259V260H221ZM258 259V258H257ZM119 260V259H118ZM147 260V259H146ZM169 260H170V258H169ZM254 259H250V262L249 263H252V261H253ZM114 261H116V260H114ZM149 261V260H148ZM162 261V260H161ZM167 261V260H166ZM174 261V260H173ZM36 262H38V261H36ZM36 262L34 263V264H36ZM130 262V263H129ZM133 262H132V264H133ZM160 262V261H159ZM177 262H179V261H177ZM206 262V261H205ZM216 262V261H215ZM232 262V261H231ZM246 262H247V260H246ZM39 263V262H38ZM108 263V262H107ZM120 264H121V262H119ZM118 263V264H119ZM150 263V262H149ZM156 263V262H155ZM158 263V262H157ZM172 263V262H171ZM176 263V262H175ZM201 263V262H200ZM228 263H226V264H228ZM254 263H252V264H254ZM39 264H41V262L39 263ZM106 264V263H105ZM110 264H117V261L115 262V263H110ZM139 264V263H138ZM140 264H142V263H140ZM151 264V263H150ZM164 264V263H163ZM174 264V263H173ZM209 264V263H208ZM223 264H224V262H223ZM232 264V263H231Z\"/></svg>",
	"mask_w": 264,
	"mask_h": 264
}]
</instances>
